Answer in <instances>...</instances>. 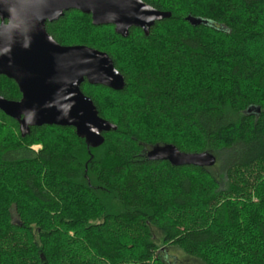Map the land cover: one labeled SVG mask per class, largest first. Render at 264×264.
I'll return each instance as SVG.
<instances>
[{"label": "trees", "instance_id": "obj_1", "mask_svg": "<svg viewBox=\"0 0 264 264\" xmlns=\"http://www.w3.org/2000/svg\"><path fill=\"white\" fill-rule=\"evenodd\" d=\"M141 1L170 14L147 36L77 11L45 24L61 46L107 54L124 88L81 84L116 127L98 148L67 127L21 136L0 112V264H168L159 245L264 264V0ZM0 97L21 98L4 76ZM155 145L216 163L150 161Z\"/></svg>", "mask_w": 264, "mask_h": 264}, {"label": "water", "instance_id": "obj_2", "mask_svg": "<svg viewBox=\"0 0 264 264\" xmlns=\"http://www.w3.org/2000/svg\"><path fill=\"white\" fill-rule=\"evenodd\" d=\"M69 11L89 15L93 26H113L122 37L131 28L147 36L155 22L170 14L141 0H0V76L13 81L21 96L19 101L0 97V112L17 122L21 136L34 127H67L87 146L98 148L102 134L116 127L99 117L81 84L121 91L124 80L107 54L61 46L47 34L45 24ZM186 21L193 26L203 23L190 16ZM146 157L174 167L211 168L216 163L208 152L183 153L173 145H155Z\"/></svg>", "mask_w": 264, "mask_h": 264}, {"label": "rangeland", "instance_id": "obj_3", "mask_svg": "<svg viewBox=\"0 0 264 264\" xmlns=\"http://www.w3.org/2000/svg\"><path fill=\"white\" fill-rule=\"evenodd\" d=\"M215 41L217 40V42L219 41L220 37L217 36V38H213ZM261 54H263L262 52H259ZM264 98V93L261 95ZM251 97V96H249ZM260 97V95H259ZM33 150H39L40 147L34 146L32 147ZM214 171V170H213ZM218 172V170H215L214 173ZM250 197L252 199V201H256V198L254 197L253 194H250ZM160 249L164 250V258L166 260V262L168 264H201V262H199L198 260L195 259H191L189 257H187L185 254L182 253V251H180L179 249L175 248V247H169L166 248L163 245H159ZM163 257V256H162Z\"/></svg>", "mask_w": 264, "mask_h": 264}]
</instances>
